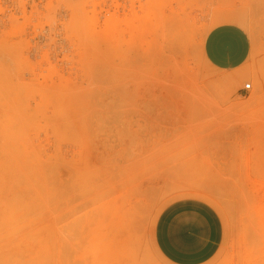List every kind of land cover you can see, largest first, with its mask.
Masks as SVG:
<instances>
[{"label":"rangeland","instance_id":"374dc122","mask_svg":"<svg viewBox=\"0 0 264 264\" xmlns=\"http://www.w3.org/2000/svg\"><path fill=\"white\" fill-rule=\"evenodd\" d=\"M223 24L235 70L203 53ZM186 197L224 263L264 264V0H0V264H168L154 224Z\"/></svg>","mask_w":264,"mask_h":264},{"label":"crops","instance_id":"0c3cea01","mask_svg":"<svg viewBox=\"0 0 264 264\" xmlns=\"http://www.w3.org/2000/svg\"><path fill=\"white\" fill-rule=\"evenodd\" d=\"M203 53L216 69H238L249 57V36L236 24L217 26L206 35ZM226 237L225 222L218 210L197 197L166 204L153 229L154 245L168 264H226Z\"/></svg>","mask_w":264,"mask_h":264},{"label":"built area","instance_id":"2783aa9c","mask_svg":"<svg viewBox=\"0 0 264 264\" xmlns=\"http://www.w3.org/2000/svg\"><path fill=\"white\" fill-rule=\"evenodd\" d=\"M251 88V85L250 84H247L246 85V89H250Z\"/></svg>","mask_w":264,"mask_h":264},{"label":"bare ground","instance_id":"6f19581e","mask_svg":"<svg viewBox=\"0 0 264 264\" xmlns=\"http://www.w3.org/2000/svg\"><path fill=\"white\" fill-rule=\"evenodd\" d=\"M11 85V84H10ZM12 86V85H11ZM12 88V87H11ZM13 91V90H12ZM10 93V92H9ZM11 100H13L12 98H10ZM23 109V108H22ZM25 121V120H24ZM25 125V124H24Z\"/></svg>","mask_w":264,"mask_h":264}]
</instances>
